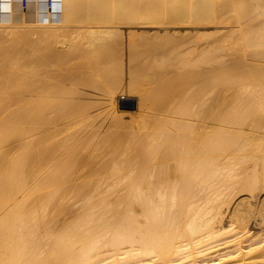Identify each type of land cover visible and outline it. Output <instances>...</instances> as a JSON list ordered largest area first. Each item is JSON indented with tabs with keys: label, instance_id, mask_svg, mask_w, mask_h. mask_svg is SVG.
Instances as JSON below:
<instances>
[{
	"label": "bare ground",
	"instance_id": "bare-ground-1",
	"mask_svg": "<svg viewBox=\"0 0 264 264\" xmlns=\"http://www.w3.org/2000/svg\"><path fill=\"white\" fill-rule=\"evenodd\" d=\"M119 1L1 0L0 264H264L261 27Z\"/></svg>",
	"mask_w": 264,
	"mask_h": 264
},
{
	"label": "rangeland",
	"instance_id": "rangeland-1",
	"mask_svg": "<svg viewBox=\"0 0 264 264\" xmlns=\"http://www.w3.org/2000/svg\"><path fill=\"white\" fill-rule=\"evenodd\" d=\"M15 1V3H16V1L17 0H14ZM18 1H20V0H18ZM17 1V2H18ZM43 1V2H42ZM53 1V0H52ZM54 1H56L57 2V0H54ZM52 2L51 3V5L50 6H48L47 5V1L45 0H39V2L41 3H45L44 5H47V7H44V8H47L48 10H54L55 8H56V2ZM79 1V0H78ZM130 1H132V0H128V1H126V3H128V4H126L125 6H126V8H124V9H126L125 10V12L127 11V10H129L128 11V13L130 12V13H134L135 11H137V10H139V8H138V6H140V7H142L141 5V1L139 0V1H133L132 3L130 2ZM222 1H224V0H219V2H221V6L219 5V2H217V5H218V7H220L222 10H219L218 9V11L220 12V13H222L221 11H224L225 10V12L227 13V12H230V13H227L226 15L228 16V14H230L231 16V26H230V28L232 27V25H233V27L232 28H234V26L236 27V26H238V24L240 25L239 27H236V28H238L239 30H237L236 31V28H234V29H232L231 28V34H233V36H235L234 38L236 39V37L238 38L239 36H240V31H243L242 33H245V35H247L248 33H250V32H252V34H254V36H258V34H259V31H257V29L258 30H260V27H261V31H260V34H262V33H264V31L262 32V30H264V28L262 29V27L264 26V0H258V2L256 1V0H235V1H232V0H227L229 3H227V2H225V4H227L228 5V7H227V5L225 6L226 8H224V3L222 4ZM226 1V0H225ZM249 1V2H248ZM255 1H256V4H255ZM261 1V2H260ZM11 2L13 3H11L10 5H9V11H10V9H12V7H13V11H11V14H12V18H14V19H16L15 17H17L18 16V18L21 16L20 15V13L19 12H21L22 10L24 11L26 8L25 7H27L26 5H25V7H23L22 6V4H20L19 3V5H16L14 2H13V0H11ZM123 1H119V8H121V10L123 11L124 9H122V7H123V4H121ZM233 2V3H232ZM245 4H244V3ZM41 3V4H42ZM117 3V5H118V2H116ZM124 3V2H123ZM136 3V4H135ZM235 3V4H234ZM240 5H239V4ZM243 3V4H242ZM259 5H258V4ZM40 4V5H41ZM42 4V5H43ZM121 4V5H120ZM139 4V5H138ZM234 4V5H233ZM249 4V5H248ZM128 5V6H127ZM130 5H133V6H130ZM134 5H135V7H137V9L134 11V12H132V10H134V8H132V7H134ZM233 5V6H232ZM237 5H238V8H237ZM246 5H248V6H246ZM19 6H22L23 8H25V9H22V7L20 8ZM52 6V7H51ZM122 6V7H121ZM222 6H223V8H222ZM39 7H41V6H39ZM144 7V6H143ZM235 8V9H233V8ZM261 7H263V8H261ZM42 8V7H41ZM117 8H118V6H117ZM20 9V10H19ZM22 9V10H21ZM131 9V10H130ZM246 9V10H245ZM19 10V12H17ZM119 10L120 9H118V12H119ZM120 10V11H121ZM257 10V11H256ZM263 10V11H262ZM121 11V12H122ZM152 11L153 12H155V10L154 9H152ZM234 11V12H233ZM14 12V13H13ZM19 13V15L17 14V13ZM41 12H43V11H41ZM219 12H217L216 14L217 15H219L220 16V13ZM225 12H223V13H225ZM235 12H236V14H235ZM255 12V13H254ZM22 13V12H21ZM232 13V14H231ZM233 14H235V16L237 17V20H236V17H234L233 16ZM260 14V15H259ZM262 14V15H261ZM258 16V17H257ZM259 16H260V18H259ZM229 17V18H230ZM233 17V18H232ZM253 17H255V18H253ZM17 18V19H18ZM20 19V18H19ZM18 19V20H19ZM256 19H258V20H256ZM16 21V20H13V19H11L6 25H8L9 27L8 28H10V27H15V26H20V22L19 21ZM244 20H245V22H244ZM11 21H13V22H11ZM235 21V22H234ZM236 21H238L237 23V25L235 24L236 23ZM251 21V22H250ZM19 22V23H18ZM39 21H37V23H38ZM239 22H241V23H239ZM15 23V24H14ZM15 25V26H13V25ZM57 24V23H56ZM146 25H148L147 27H154V26H151V24L153 25H155L156 23H145ZM144 24V25H145ZM242 24V25H241ZM12 25V26H11ZM57 25H59V24H57ZM143 25V24H142ZM143 25V26H144ZM146 25L144 26V27H146ZM244 25V26H243ZM247 25V26H246ZM60 26V25H59ZM76 26V25H75ZM140 26H141V24H140ZM155 26H158V24H156ZM175 27H179L180 26V24H176V25H174ZM242 26V27H241ZM247 27L246 29L244 28V27ZM260 26V27H259ZM7 27V26H6ZM34 27H35V25H34ZM181 28H182V24H181V26H180ZM255 27H257V28H255ZM242 28V30H240ZM244 29V30H243ZM249 29H252V30H249V32H247ZM233 30H234V32H233ZM247 30V31H246ZM233 32V33H232ZM239 32V33H238ZM237 33H238V35H237ZM36 34V35H35ZM251 34V33H250ZM264 34H262V39L264 38V36H263ZM31 36L32 37H36L37 36V33L36 32H34V33H32L31 34ZM260 36V35H259ZM233 38V39H234ZM254 40V42H256L255 40L256 39H253ZM253 40H251V41H253ZM241 41H243V39L242 40H240V42ZM206 42V40L205 41H202V43H205ZM249 41H248V39H245V37H244V43H248Z\"/></svg>",
	"mask_w": 264,
	"mask_h": 264
},
{
	"label": "built area",
	"instance_id": "built-area-1",
	"mask_svg": "<svg viewBox=\"0 0 264 264\" xmlns=\"http://www.w3.org/2000/svg\"><path fill=\"white\" fill-rule=\"evenodd\" d=\"M52 3V0H47V5L50 6ZM21 4L23 7H25V4H26V0H21ZM1 6H2V2L0 0V12H1Z\"/></svg>",
	"mask_w": 264,
	"mask_h": 264
}]
</instances>
